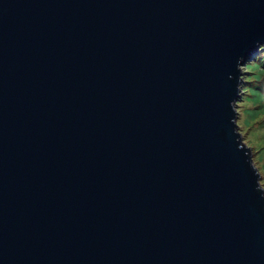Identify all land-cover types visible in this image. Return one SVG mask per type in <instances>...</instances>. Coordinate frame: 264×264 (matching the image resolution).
I'll use <instances>...</instances> for the list:
<instances>
[{
  "label": "water",
  "instance_id": "1",
  "mask_svg": "<svg viewBox=\"0 0 264 264\" xmlns=\"http://www.w3.org/2000/svg\"><path fill=\"white\" fill-rule=\"evenodd\" d=\"M260 45L264 0H0V264H264Z\"/></svg>",
  "mask_w": 264,
  "mask_h": 264
},
{
  "label": "rangeland",
  "instance_id": "2",
  "mask_svg": "<svg viewBox=\"0 0 264 264\" xmlns=\"http://www.w3.org/2000/svg\"><path fill=\"white\" fill-rule=\"evenodd\" d=\"M259 51L254 55V57L246 60L241 66V82H240V91L243 90V93L238 95L235 106L236 112V124L239 126V131L241 134L242 141L251 147V159L256 165V168L259 169V182L264 188V113L258 115L256 119L243 123V118L245 114L243 109L251 107V102L249 100H244V96L247 95V89L244 87H249V85L257 86L259 89L263 88L264 91V71H261L259 68L264 70V66H260L255 69H251V65L257 58L256 56H262L264 59V46L260 45ZM254 58V59H253ZM252 59V61H251ZM264 63V60H263ZM254 75H258L257 78ZM243 88V89H242Z\"/></svg>",
  "mask_w": 264,
  "mask_h": 264
},
{
  "label": "trees",
  "instance_id": "3",
  "mask_svg": "<svg viewBox=\"0 0 264 264\" xmlns=\"http://www.w3.org/2000/svg\"><path fill=\"white\" fill-rule=\"evenodd\" d=\"M259 50H260V48L256 50L255 54ZM263 51H264V49H263ZM254 55H252V57H254ZM256 58L257 59L251 65H249V67L251 69L258 68L259 65L264 66L263 57L262 56H256ZM251 61H252V59H251ZM259 69L261 71H264V70H262V68H259ZM254 77L257 78L258 75H254ZM244 88H246L248 91L247 95L244 96V100H249L251 102V107L243 109V112L245 114V117L243 118V123H246V122H249V121L256 119L258 115H261L264 113V91H263V88L259 89V87L252 86V85H249V87H244ZM240 92L243 93V90H241ZM235 108H236V106H235ZM236 113L238 114V112H236ZM238 128H239V126H238ZM260 184H262V183L260 182Z\"/></svg>",
  "mask_w": 264,
  "mask_h": 264
}]
</instances>
